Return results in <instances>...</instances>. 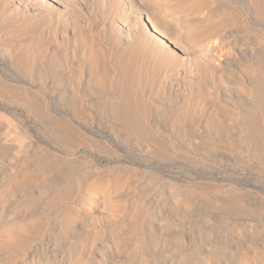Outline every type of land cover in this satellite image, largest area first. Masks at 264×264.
Segmentation results:
<instances>
[{
  "label": "bare ground",
  "instance_id": "1",
  "mask_svg": "<svg viewBox=\"0 0 264 264\" xmlns=\"http://www.w3.org/2000/svg\"><path fill=\"white\" fill-rule=\"evenodd\" d=\"M2 17L17 21L14 34H30L20 49L3 50L4 67L36 73L40 84L18 90L0 75V98L64 151L103 150L77 121L94 113L113 141L149 160L228 155L264 179V0H0ZM57 84L58 103L70 108L65 119L47 99ZM50 144L0 117V264H264L262 225L256 232L235 225L230 234L199 221L187 227L222 201L205 202V183L161 186L144 199L137 171L117 168L74 185V159L64 161ZM232 198L221 204H242L227 209L234 219L264 214V199Z\"/></svg>",
  "mask_w": 264,
  "mask_h": 264
},
{
  "label": "rangeland",
  "instance_id": "2",
  "mask_svg": "<svg viewBox=\"0 0 264 264\" xmlns=\"http://www.w3.org/2000/svg\"><path fill=\"white\" fill-rule=\"evenodd\" d=\"M2 18H5V17H2ZM6 19V18H5ZM1 19L0 20V69L3 70L2 72L0 71V75L2 76L3 78V81L5 83L7 82H11L10 83H7L9 85H12V87L15 85L16 89L20 90V89H26V85L27 84H32L33 86L35 87H38L40 84V81L37 80L36 78V73L34 74H29V75H24V74H20V72L16 71V70H9L8 68H5L4 67V62H3V59H2V55L1 53L3 52V50L5 49H16V46H18V48L20 47L21 43L24 44V42H26L27 38L30 37L28 35L30 34H27L28 31H25L26 33H23V34H14L13 33V28L18 24L16 23L17 21L16 20H11V19ZM7 21H10V22H7L8 24H6ZM15 21V22H14ZM14 23L12 25V23ZM2 23V24H1ZM5 23V24H3ZM3 25V26H2ZM9 26V27H8ZM8 29V30H7ZM6 30V31H5ZM8 31V32H7ZM9 31L11 33H9ZM17 35V36H16ZM24 35V36H23ZM26 35V36H25ZM11 37V38H10ZM16 40V41H15ZM19 40V41H18ZM24 41V42H23ZM17 42V43H16ZM6 47V48H5ZM8 47V48H7ZM20 49V48H19ZM36 51V50H35ZM17 52V51H16ZM37 55V56H36ZM36 55H35V59L37 60L38 57L41 55V51L40 52H36ZM39 55V56H38ZM42 56V55H41ZM37 60L39 61L40 59L42 60V63L44 66H47V61H48V58L46 57H41ZM78 55H74L72 58H74V60L78 61ZM114 56L113 54L111 55V57ZM2 59V60H1ZM47 59V60H46ZM71 59V58H70ZM67 61L69 62L70 64V60L69 58L67 59ZM64 64L66 65V67L69 65L67 62L64 61ZM68 68V67H67ZM6 69V70H5ZM5 70V71H4ZM67 70V69H66ZM18 72V73H16ZM3 73V74H2ZM5 75V76H4ZM34 75V76H32ZM10 76V77H9ZM32 79V80H31ZM35 79V80H34ZM30 80V81H29ZM37 80V81H36ZM27 83V84H26ZM47 83H50V80L47 81ZM38 85V86H37ZM58 85V84H57ZM51 85V87L53 88V93L50 91L48 92V96H47V99L50 103L53 104V109L51 110L52 113L54 114H57L61 119H65V114L68 113L70 110V108L68 109L67 107L65 106H61L59 102V98L58 97H55V95H57L56 93L58 92L57 89L59 88V85ZM57 86V87H56ZM28 88V87H27ZM32 90V89H31ZM56 90V91H55ZM33 91V90H32ZM52 96V100L50 98V96ZM54 95V96H53ZM58 96V95H57ZM57 98V99H56ZM14 104L10 102H7L6 100H3L0 98V117L3 118V119H10L12 123H15L16 125L18 126H21V128L27 130L31 135L33 136H36V137H41V136H44L45 135V138L47 140V142L50 144L51 142V146L54 147V148H57L58 150H60L63 154V157L65 158L64 161H66L68 158V160L72 159L74 161V166L76 168H78V174L76 176V183L75 184H80L81 185V182L83 183V179L86 178V177H83L84 175L86 176H92L94 173L98 174V172L100 174H103V171L105 173L107 172H111L112 170H115L117 168H119L118 170L122 171V170H125L126 172L129 173L132 172V175L133 177L135 176V173L136 171H140L139 173H142L141 175L139 173L136 172V175L141 179V181H138L140 180L137 176L134 177L135 178V181L137 182H134L136 183V185L140 184L139 187L141 188V196H143L144 199H148L150 197V195H152V193H155V189L156 188H159V187H165V186H169V185H173L175 183V185H182V187L184 186V184H186V186L188 184H190L192 186L191 183L194 184H197V181H198V185L201 184V186L205 187L206 190H209L208 192V197L206 198L205 202L207 203L208 202V205L210 203V201H212L211 199L213 198V200H220L222 199L225 200V199H228V197L230 198V196H232V200L235 201L236 200H241L242 197H244V199H242V201H246L248 202V200L250 199L249 197H251L252 199H250L251 201L254 199V201H252L253 203L257 202L259 203L258 201H260V198L261 199H264V193H263V190H264V179L262 177H260L261 175H255L253 172L247 170L244 166H240L239 164L237 163H234L232 161H229V158H228V155H223L225 157H223L221 155L222 158L221 161H212L213 159H208V158H204L201 154H197V153H193L191 151V155L194 157L192 160L190 159L189 161H194L195 162H189L187 159H180L179 161L181 162V164H179L180 162L178 161H175V160H167V159H163V160H149L147 158H144L140 153H138L136 150H134L131 146H128L127 144H125L124 142L122 141H113L111 138H110V134L107 133L106 134V131H105V126H104V121L106 120L105 118H101V120L95 116V114L93 113V115L89 116V118H84L83 119H77V121L79 123H83L84 126H85V129H82L80 132L81 134L83 135L84 138H92L93 141H96L95 138L98 139V141L100 143L103 144V150H98V151H94L92 154L89 153V152H86L85 149H82L84 148L83 146L79 145L77 146L75 149H70L69 151H64L63 147H61V145L57 144L55 145L54 143H52V136L51 135L52 133L51 132H47L43 129H41L39 127V125L36 123V122H33V118L27 114H25L23 112V110L16 104L14 107ZM13 107V108H12ZM18 107V108H17ZM56 112V113H55ZM24 114V115H23ZM30 117V118H29ZM105 117V116H104ZM14 118V119H13ZM59 119V118H58ZM105 119V120H103ZM97 120V121H96ZM14 121V122H13ZM104 123V124H102ZM86 124V125H85ZM87 125H89L90 127H88ZM103 125V126H102ZM92 126V128H91ZM90 128V129H88ZM94 128V131L92 130ZM104 129V130H103ZM85 130V131H84ZM89 130V131H88ZM96 130V131H95ZM103 130V131H102ZM91 131V132H90ZM102 131V133L100 132ZM105 133V134H104ZM104 135V137H103ZM100 136V137H99ZM50 137V138H49ZM95 137V138H94ZM49 138V139H48ZM90 138V140L92 141V139ZM50 140V141H49ZM107 140V141H106ZM97 141V142H98ZM104 143H103V142ZM125 144V146L123 145ZM109 145V146H108ZM58 146V147H57ZM107 146V147H105ZM82 147V148H81ZM130 147V148H129ZM182 150H184L182 148ZM186 151V150H184ZM66 152V153H65ZM75 152V153H74ZM102 152V153H100ZM104 152V154H103ZM113 152V153H112ZM137 152V153H135ZM73 153V154H71ZM109 153V154H108ZM66 154V155H65ZM94 154H98L99 156H94ZM101 154V155H100ZM127 155V156H126ZM201 155V156H200ZM77 156V157H76ZM83 156V157H81ZM79 157V158H78ZM197 157V158H196ZM203 157V158H202ZM77 160H76V159ZM82 158V160H81ZM86 158V160H85ZM139 158V159H138ZM85 160V161H84ZM165 160V161H164ZM183 160V161H182ZM205 160H207V164L205 162ZM228 160V162H226ZM79 161V163H78ZM89 161V162H88ZM124 161V162H123ZM186 161L185 163H182ZM188 161V162H187ZM84 162V163H83ZM133 162V163H132ZM165 162V163H164ZM173 162V163H172ZM177 162V163H176ZM212 162V163H211ZM216 162V163H215ZM219 162V163H218ZM226 162V163H225ZM232 164L230 165L229 164ZM82 163V164H81ZM124 163V164H123ZM150 163V164H149ZM158 163V164H157ZM176 163V164H175ZM186 163H189V164H186ZM192 165H191V164ZM193 163L194 165L196 166H193ZM215 163V164H214ZM218 163V164H217ZM224 163V164H222ZM228 163V164H227ZM79 164V165H78ZM81 164V165H80ZM123 164V165H122ZM162 164H163V167H162ZM212 164V165H211ZM221 164V165H220ZM235 164V165H233ZM189 165V166H188ZM229 165V166H228ZM237 165V166H236ZM92 166V167H91ZM185 166V168L183 167ZM191 166V167H190ZM235 166V167H234ZM239 166V167H238ZM80 167V168H79ZM128 167V168H126ZM130 167V168H129ZM189 167V168H188ZM230 167V168H229ZM138 168V169H137ZM235 168H237L235 170ZM130 169V170H128ZM180 169V170H179ZM183 169V170H182ZM242 169V170H241ZM245 169V171H244ZM80 170V171H79ZM108 170V171H107ZM116 170V172H119ZM216 170V171H215ZM89 173H88V172ZM124 171V172H125ZM144 171V172H143ZM240 171H242V173H239ZM94 172V173H93ZM124 172L122 171V173L124 174ZM147 172V173H146ZM246 172V173H245ZM125 173L126 176L128 177H131L132 175H129L131 173ZM211 173V174H210ZM224 173V174H223ZM244 173V174H243ZM253 173L255 175V179H253ZM213 174V175H212ZM232 174V175H231ZM190 175V176H189ZM247 176L246 179L249 180V181H246V179L244 178V176ZM250 175V176H249ZM239 176V177H237ZM241 176V178H240ZM78 177V178H77ZM81 177V178H80ZM190 177V178H188ZM216 177V178H215ZM252 179H251V178ZM258 180H257V178ZM83 178V179H82ZM202 178V179H201ZM260 178V179H259ZM155 179V180H154ZM193 179V181H192ZM197 179V181H196ZM201 179V180H200ZM207 179V180H206ZM209 179V180H208ZM148 180V181H147ZM254 180V181H253ZM256 180V182H255ZM260 180V181H259ZM262 180V182H261ZM145 183H144V182ZM196 181V182H195ZM203 181V182H202ZM204 181H207V182H204ZM217 181V182H216ZM259 181V182H258ZM149 182V183H148ZM153 182V183H152ZM170 182V183H169ZM195 182V183H194ZM209 182V183H208ZM211 182V183H210ZM242 182L245 184L243 185ZM261 182V183H260ZM166 183V184H164ZM205 183V184H204ZM254 183H256L254 185ZM147 186V188L145 187V185ZM153 184V185H152ZM204 184V185H203ZM208 184V185H206ZM213 184V185H212ZM215 184V185H214ZM224 184V186L222 185ZM261 187H259V185ZM189 185V186H190ZM217 185V188L218 189H215V192H213L212 194H210V192H212ZM222 185V186H221ZM227 185V186H225ZM237 185V186H235ZM257 185V187L260 189H257L255 188V186ZM153 186V187H152ZM184 186V187H186ZM219 186V187H218ZM245 186V187H244ZM247 186V187H246ZM251 186V187H250ZM151 187V188H150ZM213 187V188H212ZM223 187V188H222ZM225 187V188H224ZM144 188V189H142ZM213 190H212V189ZM220 188V189H219ZM222 188V189H221ZM249 188V189H248ZM73 190H74V187H73ZM150 190V191H149ZM212 190V191H211ZM144 191V192H143ZM149 191V192H147ZM152 191V192H151ZM224 191V192H223ZM244 191V192H243ZM249 191V193L247 192ZM251 192V193H250ZM73 193V191H72ZM148 193V194H146ZM150 193V194H149ZM215 193V194H214ZM218 193V194H217ZM231 193V194H230ZM236 193V194H235ZM233 194L235 196H233ZM69 195V194H67ZM72 195V194H70ZM146 195V196H145ZM217 195V196H216ZM255 195V197H254ZM225 196V198H224ZM70 197V196H69ZM235 197V198H234ZM240 197V198H239ZM246 197V198H245ZM68 197H66L65 199L62 198L61 200V204L62 206L65 205L66 203V199ZM208 198H210L208 200ZM217 200V201H218ZM220 202L219 205L218 202L216 203V208L214 209H208L206 210L205 212H200L196 218H194L193 220H190L188 219V221L186 223L187 227L190 226V222H192V224H195L196 222L200 223V222H204V225L202 224V229L205 230H212L213 232H215L216 234H220V233H224L227 232V234H230L232 233V231L234 229H236L235 227L238 226L240 229L242 227H249V228H252L253 231H257L258 227L261 225L264 226V214H254L252 216L248 215V216H235V219L234 217L230 216L229 214L233 213V211L235 212L236 210L235 209H239L242 208V204H236L234 203L233 206H229L230 208H226L223 204V202ZM131 201H129L128 203H130ZM239 202V201H237ZM245 202V203H246ZM222 203V204H221ZM221 205V206H220ZM240 205V206H239ZM219 206V207H218ZM223 206V208L225 207V209H221V207ZM65 207V206H64ZM233 207V209L231 208ZM237 207V208H236ZM227 209H230V213L227 214ZM233 211H232V210ZM226 213V214H225ZM213 216H212V215ZM158 215V216H157ZM156 215V219H157V223L159 222V220L161 221L162 219V214L157 213ZM250 216V217H249ZM255 216V217H254ZM258 216V217H257ZM161 217V218H160ZM218 217V218H217ZM220 217L222 219H220ZM239 217V218H238ZM261 217V218H260ZM217 220H216V219ZM233 218V219H232ZM241 218V219H240ZM252 220H251V219ZM213 219H215L214 222ZM257 219V220H256ZM260 219V220H259ZM236 220V221H235ZM195 221V222H194ZM206 221V222H205ZM262 221H263V224H262ZM162 222V221H161ZM208 222H210V225ZM238 222V223H236ZM244 222V223H242ZM206 223V224H205ZM208 223V224H207ZM236 223V224H235ZM253 223V224H252ZM238 224V225H237ZM206 225V226H205ZM208 225V226H207ZM212 227H210V226ZM215 225V227H214ZM223 225V226H222ZM236 225V226H235ZM259 225V226H258ZM234 226V227H233ZM210 227V228H209ZM214 227V228H213ZM233 227V228H232ZM259 227V229H260ZM217 228V229H215ZM223 229V230H222ZM244 228H242L241 230H243ZM228 230V231H227ZM221 231V232H218ZM234 232V231H233ZM34 237L30 236L29 235V239L26 243H24L23 245V248L21 249H18L17 251L20 252L21 250H23L24 248H27L28 247V242H32L31 240H33ZM185 238L186 240L189 238H187L186 234H185Z\"/></svg>",
  "mask_w": 264,
  "mask_h": 264
}]
</instances>
